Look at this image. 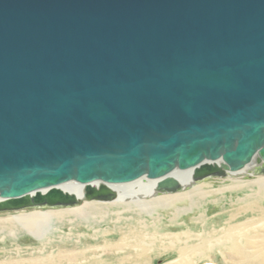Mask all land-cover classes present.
Listing matches in <instances>:
<instances>
[{
  "label": "water",
  "instance_id": "95a60500",
  "mask_svg": "<svg viewBox=\"0 0 264 264\" xmlns=\"http://www.w3.org/2000/svg\"><path fill=\"white\" fill-rule=\"evenodd\" d=\"M254 161L264 175V0H0V213Z\"/></svg>",
  "mask_w": 264,
  "mask_h": 264
},
{
  "label": "bare ground",
  "instance_id": "6f19581e",
  "mask_svg": "<svg viewBox=\"0 0 264 264\" xmlns=\"http://www.w3.org/2000/svg\"><path fill=\"white\" fill-rule=\"evenodd\" d=\"M217 164L221 165L220 162ZM254 167L255 161L252 166L238 173H227L225 177L216 178H231V186L221 190H214L210 184L199 185L200 182H194L192 170L175 171L171 174L182 187L177 193L160 194L156 189L158 181L147 178L129 184L107 185L117 194V199L112 202L86 201L85 186L68 183L61 186V189L77 197L81 201L79 205L47 211L34 210L4 222H11L12 227L20 228L39 241L46 239L48 234L52 235L56 224L67 222L71 233L67 240L62 236L60 241L75 244L79 250L55 255V258L46 259V264H70L78 257L84 260L80 264H128L123 254L131 251L136 254L135 260L144 258L147 251L150 254L173 252L177 258L170 264H198L216 253L230 264H264V175L253 176ZM246 177L255 179L245 181ZM98 185L94 184L95 187ZM234 192L247 194L236 200L238 209L227 214L221 227L206 229L207 212L198 216L197 222L202 225L200 233L183 228L185 223L179 222L182 217L203 209L207 203L219 204L225 198V193ZM213 194H221L222 197L209 201L208 198ZM165 212L169 215L171 228L181 229L180 233H163ZM109 223L114 225L115 232L122 229L124 237L120 242L107 243L103 248L84 246L82 240H88L86 235L75 237L72 234L78 225L94 230L95 227ZM15 234L11 232L10 235L16 237ZM93 234L95 241L103 235L101 229L94 230ZM52 241L48 240L46 243ZM93 251L99 253L93 254Z\"/></svg>",
  "mask_w": 264,
  "mask_h": 264
},
{
  "label": "rangeland",
  "instance_id": "374dc122",
  "mask_svg": "<svg viewBox=\"0 0 264 264\" xmlns=\"http://www.w3.org/2000/svg\"><path fill=\"white\" fill-rule=\"evenodd\" d=\"M254 179L255 177L244 178L245 181H250ZM231 183H232L231 178L227 177L225 179H209L202 181L198 184L199 185L210 184L214 190H221L222 188L230 187ZM245 194H247V192L225 193L223 195L225 196V198L219 204L207 203L203 209L195 210L193 214H189L187 216L182 217L179 222L185 223L186 226L183 228H189L194 233H200L202 230V225L197 222V219L199 218L198 216L207 212L208 221L206 222V226H207L206 229L208 228V230H211L213 226L219 228L224 224L227 214L232 213L238 209L239 206L236 205L237 203L235 202L239 198H244ZM213 195L208 198L209 201H213L222 197L221 194H213ZM34 210L47 211L49 209H33V210L30 209V210H24L19 212H12V213H0V221H1L0 222V227H1L0 228V264L3 263L4 264H16V263L46 264L47 261L46 259L49 258L52 259L55 258L56 256L77 252L79 250L78 246L75 244L73 245L70 242L68 243L67 241L66 242L60 241L62 236L64 237L65 240H67V236L71 233V227L67 222H64L63 224L61 223L56 224L55 230L53 231L52 235L48 234L47 238L42 241L37 240L36 238L30 236L27 233H24V231H22L18 227H12L13 225L11 224V222L9 223L4 222L20 214L30 213ZM165 213H163L165 216L162 223V226L164 227L163 233H167V232L180 233L181 229L171 228V225L169 223V219H170L169 215L167 212ZM123 227L124 226H122V228ZM98 229H101L103 237L100 236V238H98V240L95 241L93 239L94 236L93 231ZM94 230L88 229L84 225H78L72 231V234L75 237H77L78 235H86V239L88 240L86 241L82 240V245L89 246L92 248L95 247L103 248L107 243H112V244L118 243L124 237L123 230L120 229L119 232H115L114 225L112 223H109L108 225L103 224L100 227H95ZM11 232H15L16 237H13L14 235H10ZM48 240H53V241L51 243H46ZM149 252L150 251H147V255H145L144 258H141L139 260L134 259L136 257L135 256L136 254L132 251L125 253L123 255L127 258L128 264H170L172 261H174L177 258V255L173 252H168L163 254H150ZM98 253H99L98 251H93V254H98ZM83 261L80 257H78L76 258L75 262L72 261L70 262V264H80ZM209 263L230 264L229 262H226L225 258H223L219 253L211 255L210 259L203 260L198 264H209Z\"/></svg>",
  "mask_w": 264,
  "mask_h": 264
}]
</instances>
